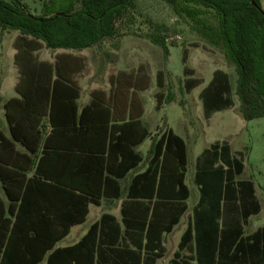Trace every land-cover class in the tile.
I'll return each mask as SVG.
<instances>
[{
  "label": "trees",
  "instance_id": "1",
  "mask_svg": "<svg viewBox=\"0 0 264 264\" xmlns=\"http://www.w3.org/2000/svg\"><path fill=\"white\" fill-rule=\"evenodd\" d=\"M158 1L189 22L206 43L220 47L224 59L233 64L241 117H264V11L259 0ZM138 17L135 0H45L38 15L18 0H0V31L18 33L13 48L19 98L5 104L10 135L29 155L38 156L34 161L15 153L20 158L16 171L13 160L0 159V181L8 202L5 207L0 200V264H40L44 259V264H155L162 257V236L185 213L189 195L184 184L186 146L170 129L155 140L147 168L131 181L121 207L123 228L103 215L77 244L55 248L71 227L83 223L89 205L118 199L117 180L142 162L132 150L147 135L139 122L142 106L137 93L148 89L150 81L143 70L120 72L110 78L114 89L108 96L92 92L91 102L79 112L77 78L86 68L84 59L61 54L49 63L39 61L37 53L91 50L104 63L125 37L137 35L161 49L166 59L167 29L146 20V32L136 31ZM188 59L184 50L186 94L203 83L193 77ZM163 75L155 73L160 90L165 87ZM166 99L171 102L173 96L157 92L154 109L158 111ZM198 100L204 120L231 109L229 75L215 70ZM122 104L129 105L127 115L119 109ZM44 119L50 132L41 143ZM64 138H69L66 147L53 145ZM13 142L0 134V149L14 153ZM60 158L66 160L64 179L56 163L48 169L51 160ZM242 171L241 155L233 156L227 142L211 145L197 158L193 183L199 200L169 264H188L180 258L183 250L192 251L195 264H264V227L242 237L243 225L260 210L253 183L235 180ZM53 200L71 206L55 208L51 214L47 205ZM137 204L143 206L145 218L139 228L126 220L129 211L141 214V209H131ZM63 216L73 218L63 221ZM109 222L115 238L107 234Z\"/></svg>",
  "mask_w": 264,
  "mask_h": 264
},
{
  "label": "rangeland",
  "instance_id": "2",
  "mask_svg": "<svg viewBox=\"0 0 264 264\" xmlns=\"http://www.w3.org/2000/svg\"><path fill=\"white\" fill-rule=\"evenodd\" d=\"M19 1L32 15H38L45 0ZM135 4L139 17L135 21L133 29L146 32V20H152L155 24L165 27L167 29L166 44L169 46L168 57L165 59L161 49L151 45L142 37H137V35L125 37L121 41L119 51L111 52L109 59L104 63H101L91 50L79 52L77 54L85 58L87 65V69L81 78L84 93H87L91 88H105L108 86L109 77L118 71L135 72L143 70L147 75L149 74L152 77V86L148 91L141 94L144 105L143 121L147 125L148 119L156 121V124L160 119H164L162 121L163 126L166 122L167 126L186 143L188 154L186 185L190 191L189 207L197 197V192L191 181L195 157L210 144L216 141H227L233 152L243 155L244 171L239 179L253 182L256 196L261 205L260 214L250 218L247 227L244 229L245 234L252 233L257 228L264 226V117L245 120L239 114V100L235 95L236 73L233 64L224 59L220 47L206 43L190 29L189 22L177 18L166 4L158 0H135ZM260 7L264 11V0H260ZM137 34L141 33L137 32ZM12 38V35L7 36L6 49H9ZM184 50H186L189 58L187 66L195 70L194 78H203L206 84L214 69H222L229 75L234 107L228 111L215 114L209 124L206 123V126L197 98L203 86L196 88L189 94H186L183 88L184 76L182 74L181 56ZM54 54L56 52L43 51L40 58L51 60ZM11 71L10 68L8 74ZM157 71H162L164 74L165 87L162 90L157 88L155 83L154 77ZM9 77L10 75L7 76V78ZM7 80L9 83L10 79ZM156 91H161L167 96L170 94L173 96L171 102H168L167 99L164 101L163 109L159 113L153 111L155 105L153 94ZM9 95L15 96L13 90ZM83 100L84 96L80 99L79 104ZM189 128H193L196 132ZM147 129L151 134L152 128L149 129L147 126ZM149 142V139L146 140L140 148V153L143 156L150 152ZM93 210L94 208L90 211L86 225L94 216L95 210ZM178 233L176 230L174 234L177 235ZM169 257L167 251L164 260H168Z\"/></svg>",
  "mask_w": 264,
  "mask_h": 264
},
{
  "label": "crops",
  "instance_id": "3",
  "mask_svg": "<svg viewBox=\"0 0 264 264\" xmlns=\"http://www.w3.org/2000/svg\"><path fill=\"white\" fill-rule=\"evenodd\" d=\"M259 2H260V0H259ZM8 35H12L13 38L10 41L9 49H6L7 48V45H6V42L5 41H6V38H7ZM17 35H18L17 32L0 31V134L4 138L8 139L11 142H13V141L11 139L9 124H8V121H7V118H6L5 104L9 100L18 99L19 98L18 95H17V93H16V91H15V86L17 84V79H18V74H17V70H16V68L14 66V55H15L16 52H15V50L13 48V42H14L15 38L17 37ZM10 50H11V52L9 53ZM43 51H48V50H41L40 52L37 53L38 60L39 61H42V62L52 63L54 61V57L57 56V55H61V54H71L73 56L82 57L84 59V61H85V64H86L85 58L83 56L77 54L79 52L64 51V50H55V51H51V52H56V54L53 55V57L51 58V60H42L40 58V54ZM8 64H9V66H8ZM10 68L12 69L13 72L11 71L8 74V71H9ZM86 69H87V65H86V68H85L84 72L77 78V84H78V86L81 89V91H80V97H79V99L76 102V105H77V108H78V111L79 112L81 111V109L83 107L87 106L91 102V93L92 92H95V91L101 92L105 97L109 95L110 90L114 89V88H111V86H110V83H109L110 78L116 76L120 72L127 73V74H130L131 73L129 71H118L116 74H114L113 76H110L109 77V79H108V86H106L105 88H101V89L91 88L90 90H88L87 93H84V89L82 88V85H81V78L83 77ZM215 70H222V69H214L211 72V77H212V74H213V72ZM194 72H195V70H194ZM8 75H10L9 78H7ZM148 77H149V81H150V85H149L148 89L137 93V98L140 101L141 106H142V114H141V116L139 118V122L141 123L142 127L146 130L147 135H146V137L143 139V141L139 145L135 146L132 149L133 152L142 159V162L136 168H134L133 170H131L130 172H128L123 178L117 180V183H118V186H119V195H120L118 199H114V200L102 199V200L99 201V203L97 205H89L88 208H87V215L84 218L83 223H81L80 225H76V226L71 227L68 235L66 237H64L61 241H59L55 245V248H67V247H71V246L77 244L87 234V232L89 231V229L91 228V226L94 225V224H96V223H98L100 221V219H101V217L103 215H108V216L112 217L114 219V221L116 222V224H118L121 228H123V225H122L121 207H122V202L126 198L127 191H128V188H129V186L131 184L132 179L134 178L135 175L142 173L147 168L148 162H149L150 157H151V148L153 146V143L159 137V135H161V133H163L164 131L170 129L175 135H177L170 127L167 126V124H166L165 121H164L165 122V126H163L162 121L164 119H160V121L157 123L158 125L156 124V121L150 120V119L147 120V125L144 123V121H143V117H144V105H143V102H142V99H141V94H143L146 91H148L150 89V87L152 86V77L149 74H148ZM211 77H210L209 81L211 80ZM7 79H10V82L9 83H8V80ZM154 79H155V77H154ZM201 79L203 80V83L200 86H203V88H204L208 84L209 81L205 84V80L203 78H201ZM200 86H198V87H200ZM198 87H196V88H198ZM195 89H193L191 92H193ZM12 90L15 93V96L9 95V93ZM157 92H159V91H156L153 94L154 101H155V94ZM130 93H131V90L128 91V97H129V94ZM82 96H84V100H83V102L81 104H79V101L82 98ZM197 98H198V96H197ZM199 103H200V101H199ZM128 106L129 105L126 104V108H124V105L122 104V106L119 109L122 112H123V110L126 111V115H127V112H128V108L127 107ZM163 106H164V104H163ZM163 106L158 111H156L153 108V111L155 113H159L163 109ZM14 107H16V106H14ZM135 107H138V104L137 103L135 104ZM154 107H155V105H154ZM200 108H201V114H202V118H203L201 103H200ZM226 111H228V110H226ZM222 112H224V111H222ZM218 113H221V112H218ZM215 114H217V113H214L212 115V117L210 119H208V120H204V118H203L205 126H206V123L209 124V121L213 118V116ZM42 126H43L42 127L43 128V132H42L41 143L43 142V140L45 139V137L50 132V127L48 125L47 119H44L43 120ZM147 126L149 127V129L152 128V133L151 134H150V131L147 129ZM207 127H208V125H207ZM189 129H192L193 130V128H189ZM193 131H195V130H193ZM148 139L150 140V142H149L150 143V152L146 156H143L140 153V148H141L142 144L146 140H148ZM67 141H69V138H64V139H62L60 141L55 142L53 145H56V146H59V147H66L65 144L69 143ZM222 142H227V141H216V142L210 144L207 148L203 149L195 157L194 164H193V168H192V172H191V174H192L191 181H192V185L194 186V188H195V190L197 192V197H196V199H194L191 207H189V205H188V200L190 198V191H189V188L186 185V175L188 173V154H187V147H186L187 166H186V173H185L184 184H185V186H186V188L188 190V193H189L188 198L185 201L186 211L180 217L178 223L173 227L172 231L170 233H166V234H164L162 236L161 244H162V247L164 249V252H163L162 257L156 260L155 264H169L172 260H174L175 253L178 252V245L180 243L181 237H182L183 233L185 232V230L187 229V227L192 224L193 210L196 207V205L198 203V200H199L198 189H197V187L193 183V176H194V173H195V163H196V160L201 155V153L204 150L209 149L211 145H213L215 143H222ZM13 144H14V153L11 150H7L6 148L5 149H0V159H2L4 162H7V160H13V161H10L12 163L11 166H13V170H15V171L17 170V168H18L17 165H19V160H20V158H18L17 155H15V153L22 154V155L23 154H26L27 156L31 157L34 161L37 160V157L38 156H31V155H29L27 153V151L19 143L13 142ZM228 145L230 146L231 154L233 156H235V157L241 155L242 160H243V155L241 153L233 152L232 151V148H231V145L229 143H228ZM185 146H186V143H185ZM10 162H9V164H11ZM55 163L57 164V166H60V168H58V169L59 170H62V176H61V178L64 179L66 177V173H64V168H65L66 160L64 158H60V160L59 159H57V160H51L49 162V165H51V166H49L48 169L49 170L50 169L52 170L55 167L54 166ZM243 171H244V164H243ZM243 171H242V173L240 175H238L235 178V180H237V181H247V180H240L239 179L241 177V175L243 174ZM31 175H32V172H29V173L26 174V176L28 178L31 177ZM253 187H254V195H255V197H256V199L258 201L260 210H259V213L257 215L249 217V219L247 220V222L245 223V225H243V227H242V237H247V236L253 234L254 232H256L258 229L264 227V226H261V227L257 228L255 231H253L250 234H245V231H244L245 227H247V225H248V222H249L250 218L258 216L260 214V212H261V205H260V202H259V200H258V198L256 196V191H255L254 184H253ZM0 200L2 201V203L4 204V206L6 207L7 204H8V202H7L5 193H4L3 189H2V183H1V181H0ZM55 202L56 201L53 200L51 202V204H48L47 205V209L48 210H51V212H52L51 214H53V212H55L54 211L55 208L65 209V208H69L71 206V202H66V201H63V202H60V203L59 202L55 203ZM131 207H132L131 209H137L136 210L137 212H139V209H141V214H139V215H137V214L133 215L134 213H132V211H129V212H131V214L128 215V216H126V218H127L126 220L129 223L133 224V225L136 224L135 226L139 228L140 223L143 222L144 219H145L144 218V210H143L144 208H142L143 206H141V204H137L136 206L133 205ZM92 208H94V210H95V211L93 210L94 211V216H93L92 220L89 222V224L86 225L87 222H88L89 215H90V211H91ZM64 218H65V220H71L73 217L63 216V221H64ZM110 223L111 222H109V229L110 230H109V232H107V234L109 235V237L115 238L116 232H115V230H113V227H112L113 224L112 223L110 224ZM176 230H178V232H179L177 235L174 234ZM129 233H135V232L130 231ZM191 249H193L192 246H191ZM167 251L169 252L170 257L168 258V260H164ZM179 255H180V258L181 259L187 260V263L188 264H195V262L192 259V256H193L192 251H190V252L188 250L179 251ZM187 257H189V258H187ZM44 263H45V259L40 264H44ZM115 264H134V263H128V262L119 263V262H117Z\"/></svg>",
  "mask_w": 264,
  "mask_h": 264
}]
</instances>
